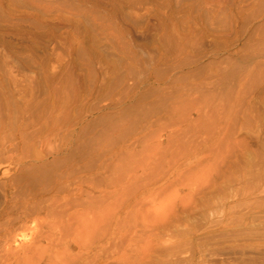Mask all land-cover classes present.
Wrapping results in <instances>:
<instances>
[{"label": "rangeland", "instance_id": "374dc122", "mask_svg": "<svg viewBox=\"0 0 264 264\" xmlns=\"http://www.w3.org/2000/svg\"><path fill=\"white\" fill-rule=\"evenodd\" d=\"M45 74L91 109L119 101L78 150L82 186L56 195L60 211L97 185L117 190L104 202L105 264H264V0H0L8 98ZM20 232L31 239L34 222Z\"/></svg>", "mask_w": 264, "mask_h": 264}, {"label": "bare ground", "instance_id": "6f19581e", "mask_svg": "<svg viewBox=\"0 0 264 264\" xmlns=\"http://www.w3.org/2000/svg\"><path fill=\"white\" fill-rule=\"evenodd\" d=\"M29 17L19 16L21 20ZM33 24L34 29L39 27L37 23ZM30 34L33 32L27 28L21 37L26 40ZM27 47L31 49L30 44ZM163 56L158 62H165ZM101 71L95 90L105 87L108 81L109 71ZM250 75L240 79L239 89L247 84ZM43 77L31 79L29 95L16 101L8 98L4 81L0 79V162H6L0 166L3 194L0 264H56L57 261L61 264H105L106 249L114 228H105L107 205L104 202L109 194L116 197L117 190L108 194L97 185L86 192L88 195L92 192L94 199L86 202L74 199L60 211L55 210L56 195L68 198L73 192L69 190L70 185L76 178L79 187L82 186L86 169L80 165L84 157L78 150L96 122L103 117L119 115V101L109 107L116 109L114 113L101 108L91 109L76 92L72 95L70 91H64L55 74ZM152 77L148 78V84L158 82ZM1 95H5L2 96L4 100ZM8 130L12 137L7 141ZM262 147L264 149V143ZM59 164L62 171L55 176L51 187L36 189L37 177ZM78 190L76 193L84 194L83 189ZM49 216L52 219L46 221ZM30 222H34L36 234L24 240L20 230L28 227Z\"/></svg>", "mask_w": 264, "mask_h": 264}]
</instances>
